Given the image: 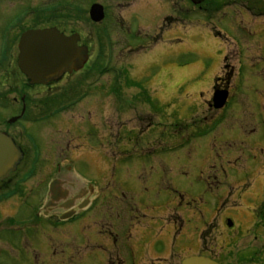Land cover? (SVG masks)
Masks as SVG:
<instances>
[{"label":"rangeland","instance_id":"rangeland-1","mask_svg":"<svg viewBox=\"0 0 264 264\" xmlns=\"http://www.w3.org/2000/svg\"><path fill=\"white\" fill-rule=\"evenodd\" d=\"M49 1L40 0V6ZM98 1L107 5L98 28L82 13L79 21L66 19L64 29L91 41L90 52L101 62L98 87L92 86L102 102L103 136L83 145L98 147L91 156L97 167H90L87 157H66L79 176L97 185L99 195L81 234L58 239L37 231L36 242L42 247L34 255L8 248L0 264H24L21 260L26 259L48 264L51 255L53 264H151L166 258V264H178L197 255L201 228L220 206L195 174L184 130L195 118L188 114L193 107H204L216 78L228 82L229 106L239 112L237 121L229 124L234 133L241 132L235 138L240 144L233 151L235 163L264 169V16L249 12L246 0H231V6L212 14H194L178 0H151L134 12L124 7L130 0L119 5L117 0ZM38 17L43 24L48 14ZM63 117H70L68 110ZM46 123L20 124L24 134L18 143L35 158L50 139L52 131L41 127ZM90 132L94 137L95 131ZM257 142L261 146L249 145ZM222 151L215 145L214 155ZM28 157L32 163L30 153ZM39 158L53 159L46 152ZM22 216L27 224L33 222L28 210Z\"/></svg>","mask_w":264,"mask_h":264},{"label":"flooded vegetation","instance_id":"flooded-vegetation-1","mask_svg":"<svg viewBox=\"0 0 264 264\" xmlns=\"http://www.w3.org/2000/svg\"><path fill=\"white\" fill-rule=\"evenodd\" d=\"M125 1L129 0H117V5ZM150 1L130 0L132 3L124 7L134 8H129L131 12L135 8L144 10ZM172 3L174 7L177 5ZM178 3L185 4L194 14H212L220 7L231 6V0H178ZM245 3L249 12L264 16V0H246ZM92 5H99L103 10L107 6L98 0L88 4L74 2L72 6L66 4V0H51L41 6L40 0H0V132L10 136L21 151L15 169L0 180V255L8 248L17 254L19 248L34 255L35 250L42 247L36 242L37 231L43 237L48 234L58 239L71 233L81 234L87 213L97 200V185L89 179L88 184H82L71 172L66 158L84 160L87 157L90 167L95 169L97 166L91 156L97 153L98 147L83 145L91 139L101 140L103 136L102 102L94 94L98 90L100 59L90 52L91 41L84 35L64 29L66 19L79 21L82 13L89 24L98 28L101 22L93 23L88 17ZM62 12L63 15H56ZM39 13L48 14L43 24L38 20ZM60 18L64 20L56 23ZM43 29H55L65 37L76 34L77 46L86 48L85 62L82 68L64 72L57 79L30 85L18 65L19 43L24 32ZM74 64L78 66L77 61ZM85 88L89 93L82 90ZM218 92H225L227 98L224 106L216 109L212 98ZM197 96L204 97L200 93ZM230 100L228 82L215 81L204 107H193L188 115L195 118L185 124V139L192 148L187 156L195 159V174L220 206L212 211V219L201 228L200 251L195 254L217 264H264V169L255 164L235 163L233 151L237 152L236 146L240 145L235 138L241 132L234 133V126L229 125L237 121L239 114L237 108L232 110L229 106ZM87 102H90L89 108L84 106ZM67 110L70 117L64 118ZM45 119L47 123L41 127L46 125L52 132L35 158L28 148L18 143L24 134L20 124H41ZM90 128L95 131L94 137ZM215 145L223 150L221 155H214ZM249 145L259 147L261 142ZM179 147L183 149V144L179 143ZM43 152L50 153L52 161L40 160ZM28 153L33 157L32 163ZM35 201L38 203L34 206ZM25 210L34 215L29 224L24 220L26 216H22ZM93 222L96 223L97 218ZM166 260L156 259L151 264H166ZM21 263L33 264L29 259ZM53 263L51 255L48 264Z\"/></svg>","mask_w":264,"mask_h":264},{"label":"water","instance_id":"water-1","mask_svg":"<svg viewBox=\"0 0 264 264\" xmlns=\"http://www.w3.org/2000/svg\"><path fill=\"white\" fill-rule=\"evenodd\" d=\"M104 17L99 5H92L89 18L99 23ZM76 34L65 37L55 29L29 30L23 33L19 43L18 65L30 85L45 84L57 79L64 72L80 69L85 62V47L76 45ZM75 61L78 66H74ZM226 99L225 92L215 93L214 107L221 108ZM21 159V151L12 138L0 132V180L13 171ZM180 264H216L202 257H191Z\"/></svg>","mask_w":264,"mask_h":264}]
</instances>
